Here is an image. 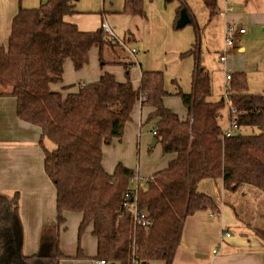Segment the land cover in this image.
I'll list each match as a JSON object with an SVG mask.
<instances>
[{"label":"trees","instance_id":"obj_1","mask_svg":"<svg viewBox=\"0 0 264 264\" xmlns=\"http://www.w3.org/2000/svg\"><path fill=\"white\" fill-rule=\"evenodd\" d=\"M74 1L45 0L35 8L19 3L7 43L0 42V95L15 97L17 117L41 130L44 171L56 189L57 213L56 224L41 228L37 252L26 255L20 196L18 192L12 197L0 193V264H60L66 258L59 236L67 210L82 214L79 239L84 228L92 225L97 259L107 264H171L185 217L200 210L219 212L213 198L197 190L202 179L221 178L227 190L243 184L263 188V95L249 92L245 72L231 71L230 102L244 114L238 118L239 132L222 141L218 114L224 103L222 99L209 100L211 77L200 65L198 50L181 54L194 56V69L191 91L178 93L187 110L186 119L180 120L164 106L167 92L162 72L142 71L135 90L129 67L136 60L103 25L83 31L64 20L74 12ZM179 2L178 13L187 10L185 0ZM202 2L214 10L217 0ZM143 3L124 0L123 11L143 16ZM123 42L128 43L125 38ZM92 47L99 49L101 65L116 63L104 59L103 48H112L115 58L119 57L117 48L126 54L129 62L118 61L123 65L125 81L118 82L112 74L103 72L96 81L77 83V91L65 98L52 91L50 84L62 82L64 62L70 59L74 68L80 69L88 62ZM262 71L264 81V55ZM140 96L141 105L153 108L145 119L156 120L153 139L161 145L163 154L175 155L138 192L140 208L152 220L148 228L134 227L122 208L134 172L118 164L109 174L102 165V147L122 138ZM242 127L249 130L243 133ZM44 140L51 143V148ZM257 234L264 240V230H257ZM76 257L84 258L80 248Z\"/></svg>","mask_w":264,"mask_h":264},{"label":"crops","instance_id":"obj_2","mask_svg":"<svg viewBox=\"0 0 264 264\" xmlns=\"http://www.w3.org/2000/svg\"><path fill=\"white\" fill-rule=\"evenodd\" d=\"M43 1L45 0H0V21L2 25L6 24V27L2 28L0 32V42L4 45L7 43L11 20L17 12L19 3L25 8H35ZM123 6L124 0H76L73 6L74 12L66 15L64 20L75 24L78 29L83 31H94L101 25L107 24L117 38H125L132 46L135 47L137 44L135 48L144 50L143 57L151 52H158V58L163 60L162 66L168 68L173 65L175 72H180V70L191 72L190 75L188 73L186 85L184 84L182 87L184 92L189 93L192 88L194 61L193 65L184 62L185 60L182 58L184 56L181 54L193 48L197 50L196 37L198 40L199 30H196L198 29L196 24L187 26L190 22L196 23L187 5L186 11L190 22L177 28L185 27L177 32L174 31V23L176 24L179 17L178 0L167 2L165 0H144L143 16L126 14L123 11ZM205 8L209 9L206 6ZM217 12L218 3L214 10H209L210 18L218 15ZM219 14L223 18L221 29L224 34L225 18L220 10ZM233 14L234 11L228 16L229 19L238 24L237 19L231 18ZM246 33L245 29L244 33L235 36L232 48L239 47V51L245 50ZM241 41L243 44L238 46ZM120 51H117L119 57L115 58L112 48H103L104 59L116 63L110 62L101 65L99 49L92 47L88 52V62L77 70L72 61L67 59L63 64L62 82L50 84V89L59 92L65 98L69 93L77 91V83L96 81L103 72L112 74L118 82H124L125 71L123 65L118 61L129 62V59L127 60L126 54ZM228 53L226 67H228ZM189 56L194 59L192 54ZM160 68L162 67H151L150 63L139 58L129 67L130 82L133 88L135 90L138 88L142 71H158ZM203 70L208 73L206 69L203 68ZM230 70L243 71L234 66ZM210 77L212 85L213 79L212 76ZM164 88L167 92L163 98L164 106L177 114L180 120L186 119L187 110L180 102L181 100L174 101L165 84ZM209 100L214 101L211 99V95ZM222 108L225 116L223 123V116L220 113ZM220 109L218 124L222 129L228 123V112L226 106ZM152 110V107L141 105L136 101L130 113V119L124 125L122 138L113 139L109 145L102 147V165L107 173L112 174L116 166L121 164L138 176L139 174H150L151 178L155 172L165 169L175 157L172 153L160 155L158 160L149 156L151 168L146 171L127 159L128 151L134 157L136 153L144 154L148 147H156V151L161 153L159 143L151 146L154 138L152 131L155 130L156 120L145 121ZM40 137L41 130L38 126L26 123L17 117L15 97L0 95V193L12 197L15 192H18L20 196L19 213L24 230L23 253L26 255L37 252L41 228L46 225H54L57 222L56 189L44 171V155L39 144ZM44 144L51 148L49 141L44 140ZM143 178L147 177L143 176ZM207 179L210 178L202 179L198 183V191H205V186L202 183ZM214 181H219L221 189L227 190L224 189L221 178ZM238 188L242 190V197L233 195V200L230 203L225 202L222 193L219 201L220 195L216 197L215 191L208 188L211 192L210 195L219 207V216L216 218L215 214H212L213 217H210L212 213L210 210H200L186 216L171 264H264V240L257 234V230H264V203L258 207H251L246 202V196L255 188L246 184ZM254 192L257 191L254 190ZM81 219L82 214L79 212L64 211V223L60 227L59 242L66 258L62 259L60 264H92L93 260L97 259V241L92 234L91 224L86 228H89L92 238L88 236L81 243L84 258L76 257V244L72 242L69 245L63 236L68 227V221L78 233ZM227 232L230 233V236L225 235ZM213 250L216 252L213 253Z\"/></svg>","mask_w":264,"mask_h":264},{"label":"rangeland","instance_id":"obj_3","mask_svg":"<svg viewBox=\"0 0 264 264\" xmlns=\"http://www.w3.org/2000/svg\"><path fill=\"white\" fill-rule=\"evenodd\" d=\"M231 1L234 7V14L231 16V18L237 19L238 22L235 27H243L246 29L247 33L245 50L239 51V47H237L232 48L229 51L227 62L229 68H227L230 70V68L234 66L236 67V69L245 71L249 92L261 93L264 91V81L262 77V60L264 55V0ZM185 2L192 16L196 20H194L196 23L190 22L189 24H187V26H195L196 24L199 29V37L197 40L196 48L198 50L200 65L208 71L209 75L212 76L213 79V92L211 94V99H213L214 101H219L224 94L226 66V64L224 65L218 62L217 59L219 53L224 50L223 31L221 29V22L223 18L219 14V10L220 12L222 11L223 0H217L218 15L213 16L212 18H210L209 9L205 8L201 0H185ZM4 27H6V24L2 25L0 21V32ZM184 28H175L174 31H181ZM5 38L7 39V35ZM118 39L120 41H124V39ZM242 44L243 41H241L238 46H241ZM135 47H137V44H135ZM117 49L120 50V48ZM135 51L136 53L133 57L134 60L138 61V59L141 58L143 61L150 63L151 67H162L158 71L162 72L163 74L164 84L168 92H170L171 98L174 99V101L179 102L180 98L178 96V93L184 92V90H182V87H184V84L186 85L188 73L190 75L191 72H184V70H180V72H175V66L173 65L169 66L168 68L162 66L163 60L158 58V52H151L145 55V57H143L144 50H142L141 48H135ZM182 58L185 60L184 62H189L190 65H193L194 59H192L191 56L187 55ZM220 113L223 116V123L225 120L223 108L220 109ZM248 130V128H241V132L243 133L247 132ZM160 150L161 153H159L158 150L156 151V147L151 148V150H149L148 147L145 150L144 154L136 153L134 157L131 152L128 151L127 159L132 164L135 162V166L142 167L143 170L146 171L147 169L151 168L149 163V156H152V158L158 160L160 158V155H163L162 147ZM149 175L150 174H139L141 178H143V176L149 177ZM146 184L147 183H145L144 181H140L139 190L141 188H144ZM202 185L205 186V191H203V193L210 195L211 192L210 190H208V188H212L215 191L216 197L220 195L219 201L222 195L226 203H230V201L233 200V195L237 197H242V190H239L240 188H236L233 191L223 190L219 186V181L207 179L206 181H203ZM254 190H256L257 192H254ZM254 190L246 196V202L251 207H258L262 203H264V186L262 189ZM218 216L219 214L215 212L214 217L217 218ZM89 232L90 231L88 227L84 228L82 232L83 235L81 234V237L79 239L77 236V230L75 228H72L68 221V227L64 231L63 236L67 239V243L69 245L74 242V244H76L77 246V249L80 248L82 250L81 243L83 242V240H86L88 236L92 238ZM156 264L162 263L156 262Z\"/></svg>","mask_w":264,"mask_h":264},{"label":"built area","instance_id":"obj_4","mask_svg":"<svg viewBox=\"0 0 264 264\" xmlns=\"http://www.w3.org/2000/svg\"><path fill=\"white\" fill-rule=\"evenodd\" d=\"M234 11L233 3L231 0H223L222 3V11L221 13L224 15L225 18V25H224V50L219 53L218 60L220 63L225 64L227 53L232 48V45L234 43V38L239 33H244V28H236V23L229 19V15ZM104 30L109 34L111 37H113L119 44H121L125 50L131 55L133 58L136 51L135 48L130 43H124L123 41H120L112 32L110 27L107 24H103ZM230 81H231V72L230 70L225 66V86H224V94L222 97L224 106L227 108L228 112V123L225 127H223L220 131V140H224L227 137L233 136L237 134L240 130V127L238 125V118L244 114L243 111L237 110L230 102ZM145 96V95H144ZM264 98V94H263ZM143 99V96H140L138 98V102L141 103ZM156 131L153 130L152 134H155ZM150 177L147 178H141L137 174H134L130 180V188L125 192L124 199L122 201V208L124 211H126L131 218V224L134 227L142 226L144 228H148L152 224V220L148 216V213L146 210H143L140 208L139 202H138V192H139V183L140 181H144L145 183H148L147 181H150ZM210 217H213L212 213L210 214ZM226 236H230V233L227 232L225 234ZM216 250H213V253H215ZM92 264H107L104 259H95L93 260ZM137 264V263H132Z\"/></svg>","mask_w":264,"mask_h":264},{"label":"water","instance_id":"obj_5","mask_svg":"<svg viewBox=\"0 0 264 264\" xmlns=\"http://www.w3.org/2000/svg\"><path fill=\"white\" fill-rule=\"evenodd\" d=\"M190 22V18L188 16V13L186 9H181L179 12V17L176 20V27L180 28L183 27L185 24ZM157 144V141L155 139H152L151 146H155Z\"/></svg>","mask_w":264,"mask_h":264},{"label":"bare ground","instance_id":"obj_6","mask_svg":"<svg viewBox=\"0 0 264 264\" xmlns=\"http://www.w3.org/2000/svg\"><path fill=\"white\" fill-rule=\"evenodd\" d=\"M264 93H262V95H263Z\"/></svg>","mask_w":264,"mask_h":264}]
</instances>
